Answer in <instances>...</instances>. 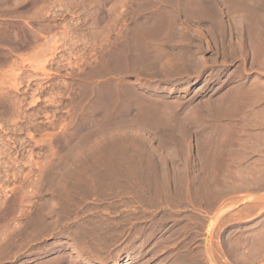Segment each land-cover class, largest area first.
Returning a JSON list of instances; mask_svg holds the SVG:
<instances>
[{
  "label": "rangeland",
  "instance_id": "1",
  "mask_svg": "<svg viewBox=\"0 0 264 264\" xmlns=\"http://www.w3.org/2000/svg\"><path fill=\"white\" fill-rule=\"evenodd\" d=\"M195 1L0 0V264H264V42Z\"/></svg>",
  "mask_w": 264,
  "mask_h": 264
},
{
  "label": "bare ground",
  "instance_id": "2",
  "mask_svg": "<svg viewBox=\"0 0 264 264\" xmlns=\"http://www.w3.org/2000/svg\"><path fill=\"white\" fill-rule=\"evenodd\" d=\"M24 1V0H23ZM197 1V0H196ZM196 1H195V4H196ZM255 1V0H254ZM19 2V1H18ZM194 2V1H193ZM257 2V1H256ZM25 3V2H24ZM191 3H192V0H191ZM222 3H224V2H221V4ZM14 4V3H13ZM12 4V5H13ZM16 4H17V2H16ZM27 4V3H26ZM36 4V3H35ZM220 4V5H221ZM10 5H11V3H10ZM219 1L218 0H198V2H197V4L195 5V9H193L194 10V13H196V14H198L199 16L198 17H200L199 19H201V18H209V19H211V20H214L215 22H214V26H215V32L213 33V35H214V41H216V43L218 42H221V41H224L225 39H226V34L229 32V31H231V32H233V33H236L238 36H240V38H244V39H247V40H249V39H251V40H253V39H257V40H259V41H263L264 42V14L262 13V7L259 5V4H257V3H255V2H253V0H240V2H239V4H233V5H231L230 6V13H232V15L230 16V17H228L227 19V21H223L222 20V18H221V12H220V10H219ZM262 5V4H261ZM34 6V5H33ZM16 7V6H15ZM224 7V6H223ZM9 8H11V7H9ZM13 8H14V6H13ZM18 8V7H17ZM20 9V8H19ZM18 9V10H19ZM192 9V8H191ZM29 10V9H28ZM193 10H191V11H193ZM23 13V12H22ZM21 13V14H22ZM17 14V13H16ZM25 15V14H24ZM223 15V14H222ZM228 15H229V13H228ZM6 16H7V14H6ZM23 16V15H22ZM26 16H27V14H26ZM13 17V16H12ZM202 21V20H201ZM3 23V22H2ZM5 25V24H4ZM9 26V25H8ZM20 26V25H19ZM12 27V26H11ZM16 29H17V27H16ZM212 29V28H211ZM154 30H155V28H154ZM157 30V29H156ZM162 30H163V27H162ZM11 31V30H10ZM14 31V30H13ZM16 31V30H15ZM25 31V30H24ZM27 31V30H26ZM175 31V30H174ZM201 31V30H200ZM6 32H7V30H6ZM6 32H4V33H6ZM176 32V31H175ZM18 33V32H17ZM148 33V32H147ZM155 33H156V31H155ZM16 34V33H15ZM168 34H169V32H168ZM3 35V34H2ZM4 35H6V34H4ZM151 34L149 33V36H150ZM7 36H8V34H7ZM16 36V35H15ZM19 36V35H18ZM21 36V35H20ZM193 36V35H192ZM203 37V36H202ZM6 38V37H5ZM170 38V37H169ZM168 38V39H169ZM184 38H185V36H184ZM212 38V39H213ZM161 39V38H160ZM211 39V38H210ZM6 40H8V39H6ZM18 40V39H17ZM127 40V39H126ZM151 40V39H150ZM159 40V39H158ZM171 40V39H170ZM0 41H3V42H5V39H3V36H0ZM11 41H12V39H11ZM33 41V40H32ZM246 41V40H245ZM18 42H20V41H18ZM23 42V41H22ZM127 42V41H126ZM173 42V41H172ZM184 42V41H183ZM31 43V42H30ZM178 43V42H177ZM191 43V42H190ZM2 44V43H1ZM28 44V43H27ZM26 44V45H27ZM124 44V43H123ZM136 44H137V42H136ZM145 44V43H144ZM187 44V43H186ZM206 44H208V43H206ZM214 44H215V42H214ZM250 44H251V42H250ZM131 45V44H130ZM259 45V44H258ZM122 46V45H121ZM127 46V45H126ZM144 46V45H143ZM170 46V45H169ZM184 46V45H183ZM188 46H189V44H188ZM202 46V45H201ZM209 46V45H208ZM237 46H238V44H237ZM15 47V46H14ZM131 47H133V46H131ZM135 47V46H134ZM142 47V46H141ZM179 47H180V45H179ZM221 47V46H220ZM143 48V47H142ZM239 48H240V46H239ZM141 49V48H140ZM185 49V48H184ZM257 49H258V47H257ZM124 50V49H123ZM134 50V49H133ZM231 50V49H230ZM5 51V50H4ZM9 52V51H8ZM118 52H119V49H118ZM124 52V51H123ZM139 52V51H138ZM235 52V51H234ZM13 53V52H12ZM130 53H132V52H130ZM134 53V52H133ZM160 53V52H159ZM183 53V52H182ZM38 54V53H37ZM177 54H179V53H177ZM181 55V54H180ZM179 55V56H180ZM254 55V54H253ZM135 56H136V54H135ZM2 57V56H1ZM116 57H117V55H116ZM123 57V56H122ZM129 57V56H128ZM139 57V56H138ZM181 57V56H180ZM244 57V56H243ZM112 58H113V55H112ZM124 58V57H123ZM171 59H173V58H171ZM180 59V58H179ZM3 60V59H2ZM1 60V61H2ZM134 62H135V60L134 59H132ZM182 60V59H181ZM108 61V60H107ZM170 60H168V62H169ZM183 61V60H182ZM111 62V61H110ZM142 62V61H141ZM140 62V63H141ZM254 62V61H253ZM120 63V62H119ZM176 63V62H175ZM178 63V62H177ZM201 62L200 61H197V64H200ZM257 63L259 64V65H261V66H263L264 67V53L262 54V55H260V59L257 61ZM124 64H126V62H124ZM172 64V63H171ZM179 64V63H178ZM122 65H123V62H122ZM145 65V64H144ZM167 65V64H166ZM127 66V65H126ZM143 66V65H142ZM171 66V65H170ZM175 66V65H174ZM111 68V67H110ZM122 68V67H121ZM250 68H252V67H250ZM249 69V68H248ZM129 70V69H128ZM181 70V69H180ZM192 70V69H191ZM123 71V70H122ZM163 73H164V71H163ZM166 77H167V75H166ZM256 81V80H255ZM258 81V80H257ZM261 86H262V84H261ZM259 87V86H258ZM113 90V89H112ZM116 91V90H115ZM123 92V91H122ZM114 93V92H113ZM132 93V92H131ZM118 94V93H117ZM128 94V93H127ZM246 94V93H245ZM242 95H243V93H242ZM129 97V96H128ZM247 97V96H246ZM141 98H142V96H141ZM138 99V98H137ZM231 99V98H230ZM230 99H229V101H230ZM245 99V98H244ZM139 100V99H138ZM143 100V99H142ZM243 100V99H242ZM117 101H119V99L117 100ZM122 101V100H121ZM157 101H158V99H157ZM151 102V101H150ZM234 102V101H233ZM243 102V101H242ZM249 102H250V99H249ZM113 103V102H112ZM115 103V102H114ZM128 103V102H127ZM228 103V102H227ZM137 104V103H136ZM151 104V103H150ZM108 105H109V103H108ZM143 105V104H142ZM139 106V105H138ZM137 106V107H138ZM154 106H155V104H154ZM166 106H167V104H166ZM249 106H250V104H249ZM110 107V106H109ZM145 108H146V106H144ZM159 107V106H158ZM112 108H113V106H112ZM168 108V107H167ZM142 109V108H141ZM146 110V109H145ZM156 110V109H155ZM144 112V111H143ZM153 112V111H152ZM158 112V111H157ZM140 113V112H139ZM147 113V112H146ZM138 114V113H137ZM141 114V113H140ZM139 114V115H140ZM145 114V113H144ZM114 115V114H113ZM138 115V116H139ZM143 115V114H142ZM255 115V114H254ZM116 116V115H115ZM114 117V116H113ZM256 117V116H255ZM250 118V117H249ZM121 120V119H120ZM135 120V119H134ZM254 120V119H253ZM140 120H138V122H139ZM129 122H131V121H129ZM256 122V121H255ZM258 122V121H257ZM256 122V123H257ZM103 123V122H102ZM137 123V122H136ZM135 123V124H136ZM115 124V123H114ZM124 124V123H123ZM139 124V123H138ZM249 124V123H248ZM251 124V123H250ZM118 125H119V123H118ZM254 125V124H253ZM259 125V124H258ZM120 126V125H119ZM123 126V125H122ZM116 127H117V125H116ZM139 127V126H138ZM124 129H126V128H124ZM103 131V130H102ZM133 131V130H132ZM142 135V134H141ZM136 136H137V134H136ZM135 136V137H136ZM139 136V135H138ZM142 137V136H141ZM145 139V138H144ZM143 139V140H144ZM118 140V139H117ZM138 140H139V138H138ZM140 141V140H139ZM115 142V141H114ZM119 145V144H118ZM146 145V144H145ZM114 146V145H113ZM116 146V145H115ZM114 146V147H115ZM137 146V145H136ZM124 148V147H123ZM141 148V147H140ZM139 148V149H140ZM180 148V147H179ZM115 149V148H114ZM118 149H119V147H118ZM117 149V150H118ZM122 149V148H121ZM120 150V149H119ZM129 150H130V148H129ZM133 150H134V148H133ZM117 152V151H116ZM120 152V151H119ZM135 152V151H134ZM132 154V153H131ZM145 154V153H144ZM116 155V154H115ZM133 155V154H132ZM138 155V154H137ZM137 155H136V157H137ZM140 156V155H139ZM121 158L123 159V157L121 156ZM119 160H121V159H119ZM129 160V159H128ZM124 162H126V161H124ZM142 162H143V160H142ZM122 164V163H121ZM124 164H126V163H124ZM139 166V165H138ZM145 167V166H144ZM124 168H126V166H124ZM138 168V167H137ZM146 168V167H145ZM130 170V169H129ZM132 170V169H131ZM137 175V174H136ZM132 177V176H131ZM143 177V176H142ZM139 179V178H138ZM130 180V179H129ZM134 181H136V179L134 180ZM138 181V183H139V180H137ZM191 181V180H190ZM192 184V183H191ZM194 185V184H193ZM138 186V185H137ZM141 188V187H140ZM190 188V187H189ZM140 190V189H139ZM137 191V190H136ZM139 193V192H138ZM143 193V192H142ZM212 193V192H211ZM226 195V194H225ZM210 196V195H209ZM212 196V195H211ZM169 197V196H168ZM205 197V196H204ZM140 198V197H139ZM201 202H202V200H201ZM206 202V201H205ZM55 203V202H54ZM160 203V202H159ZM186 203V202H185ZM192 204V203H191ZM190 204V205H191ZM162 205V204H161ZM193 205V204H192ZM52 206V205H51ZM57 206V205H56ZM173 208V207H172ZM175 208V207H174ZM134 218V217H133ZM86 220H88V219H86ZM85 220V221H86ZM163 220V219H162ZM109 222V221H108ZM145 222V221H144ZM136 223V222H135ZM52 224V223H51ZM90 224V223H89ZM106 224V223H105ZM74 225V224H73ZM91 226V225H90ZM81 227V226H80ZM95 227V226H94ZM91 228V227H90ZM65 229V228H64ZM93 229V228H92ZM167 229V228H166ZM85 230V229H84ZM139 230V229H138ZM67 231V230H66ZM78 232V231H77ZM89 232V231H88ZM87 232V233H88ZM182 232V231H181ZM162 234V233H161ZM135 235V234H134ZM133 235V236H134ZM189 235V234H188ZM117 236V235H116ZM194 236V235H193ZM87 237V236H86ZM195 238V237H194ZM82 240V239H81ZM143 240V239H142ZM138 244V243H137ZM165 244V243H164ZM191 245V244H190ZM177 246V245H176ZM76 248V247H75ZM79 248V247H78ZM82 251V250H81ZM54 261V260H53ZM197 261H199V260H197ZM56 264V263H55ZM113 264H123V261L122 260H118V261H115Z\"/></svg>",
  "mask_w": 264,
  "mask_h": 264
},
{
  "label": "crops",
  "instance_id": "3",
  "mask_svg": "<svg viewBox=\"0 0 264 264\" xmlns=\"http://www.w3.org/2000/svg\"><path fill=\"white\" fill-rule=\"evenodd\" d=\"M263 95H264V91H262L260 87L249 86L243 89V91H241V95L239 97H236L235 100H233L234 102L233 101L232 102L233 104H242L244 110H249L252 107V105H255L259 100L262 99Z\"/></svg>",
  "mask_w": 264,
  "mask_h": 264
}]
</instances>
